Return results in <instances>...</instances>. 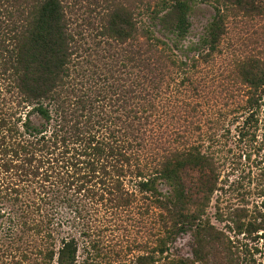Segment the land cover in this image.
I'll use <instances>...</instances> for the list:
<instances>
[{"label":"rangeland","instance_id":"obj_1","mask_svg":"<svg viewBox=\"0 0 264 264\" xmlns=\"http://www.w3.org/2000/svg\"><path fill=\"white\" fill-rule=\"evenodd\" d=\"M62 1L76 72L58 104L41 102L63 111L65 140L29 147L27 164L23 123H47L23 102L10 58L30 45L32 2L0 8V264H58L71 238L77 264H264V14L224 12L212 45L219 3H197L177 36L161 28V0ZM114 10L135 36L108 34ZM93 110L136 143L118 192L87 169L80 136L108 133L82 117Z\"/></svg>","mask_w":264,"mask_h":264},{"label":"trees","instance_id":"obj_2","mask_svg":"<svg viewBox=\"0 0 264 264\" xmlns=\"http://www.w3.org/2000/svg\"><path fill=\"white\" fill-rule=\"evenodd\" d=\"M28 2H32L31 13L34 15L30 45L16 54L10 51L15 54L14 57L10 58V62L15 63L12 65L15 68V73L20 72L18 89L23 102L33 100L35 102L33 110L47 124L38 128L27 122L23 123L25 134L21 135V141L18 143L20 152L18 158L26 164L31 156L28 150L29 147L37 146L39 151L42 152L53 145L51 143L65 140L64 136L60 135L62 134V123L65 121L63 111L56 110L54 116L50 107L44 106L41 100L51 99L52 102L58 104L60 100V95L57 93L60 87L59 83L66 80L64 85L66 82L70 85L72 83V72H76L70 67L71 56L74 54V37L69 31L70 21L66 16V6L63 1L12 0L11 7H24L30 5ZM208 2L221 5V7L217 6L216 16L210 24V36L212 38L210 44L212 45H215L220 37L225 34L224 12L240 9L245 13L264 14V0H161V4L165 8V13L159 19L161 28L164 31L173 32L177 36H184L191 27L190 18L197 3ZM6 4H10L8 0H0V8ZM109 17L106 31L116 40L130 39L139 32V28L136 26L137 23H134L131 16L126 13L114 10ZM23 44L25 45V43ZM262 77H264V72ZM141 86V84H136L137 88H141ZM84 99L85 102H89L88 106L92 108V102L90 100L86 101V97ZM58 108H60V105ZM100 112L101 110H98L96 115L93 110L87 112V115H82V117L87 118L86 122H89V124L99 125L106 129L108 131L107 136L99 138L88 132L82 133L80 140L85 147V155L91 157V162L87 163L89 172H101L104 176H109L113 191L118 192L122 189L121 178L126 173L125 167L129 165L131 160L127 150L136 143L129 141L127 138H121L120 131L114 130V120L117 119L110 118L105 113L101 114ZM96 116H98L97 120L91 122V118ZM54 121L56 124L53 127L51 122ZM50 127L52 132L48 138L46 133L48 132L47 128ZM91 130H93V127ZM102 159L110 160V171L100 163ZM22 170L23 175L32 173V171L25 168H22ZM140 185L142 190L151 191L147 183L142 182ZM77 250L78 245L74 238L63 240L62 248L59 251L58 264H77Z\"/></svg>","mask_w":264,"mask_h":264}]
</instances>
